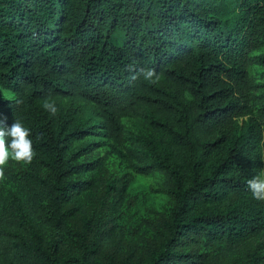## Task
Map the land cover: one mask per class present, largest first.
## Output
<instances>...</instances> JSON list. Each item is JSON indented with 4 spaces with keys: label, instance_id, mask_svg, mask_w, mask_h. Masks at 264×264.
<instances>
[{
    "label": "trees",
    "instance_id": "trees-1",
    "mask_svg": "<svg viewBox=\"0 0 264 264\" xmlns=\"http://www.w3.org/2000/svg\"><path fill=\"white\" fill-rule=\"evenodd\" d=\"M263 49L264 0H0V126L23 122L35 152L4 177L37 223L66 235L69 204L103 190L100 205L113 196L120 207L125 189L102 175L74 181L103 171L101 161L79 162L90 144L74 145L98 138L127 160L131 142L134 172L161 175L172 201L162 243L141 264L222 263L264 239V202L247 188L264 167V85L251 75L264 68ZM103 225L78 235L75 257L59 259L0 186V264H97L111 243ZM194 240L219 255L182 252ZM261 262L254 253L249 264Z\"/></svg>",
    "mask_w": 264,
    "mask_h": 264
},
{
    "label": "rangeland",
    "instance_id": "rangeland-1",
    "mask_svg": "<svg viewBox=\"0 0 264 264\" xmlns=\"http://www.w3.org/2000/svg\"><path fill=\"white\" fill-rule=\"evenodd\" d=\"M229 5V10H232L234 3L230 2ZM258 54L264 55V49ZM251 75L258 83L264 85V68L255 67L251 70ZM2 95L4 98H10L6 92H2ZM124 124L130 130L131 125L126 121ZM99 143L98 138H87L74 145V149L80 150L90 144V153L81 157L79 162L101 161L103 169L100 174L93 171L74 176V181L89 182L99 175L109 182L120 181L125 187L122 193L123 204L120 207L113 204V196L107 199L104 206H101L100 198L104 193L103 190L90 194L87 192L82 195L80 202L66 207V209H73V214L66 221L69 234L63 235L55 234L35 221L30 207L24 201L23 194L17 185L6 177L0 179L2 196L15 198L23 203L25 213L37 234L49 245L54 244L59 259L75 257L79 253L78 235L84 236L88 228L101 220L104 223V232L110 234L111 243L97 260V264L146 263L150 260L151 253L162 243L161 223L172 206L171 199L163 192L165 180L157 173L140 175L134 172L133 165L138 161V155L131 142H128L123 149L127 160L112 155L107 147ZM5 170L11 174H18L25 168L21 163L9 161ZM126 176L131 177L129 183H126ZM89 216H94L91 226L88 223ZM182 252L201 256L210 262L219 255V248L207 247L199 240H194L185 245ZM254 253L262 258L261 264H264V239L249 243L246 248L238 253H232L222 263L212 262L211 264H249Z\"/></svg>",
    "mask_w": 264,
    "mask_h": 264
},
{
    "label": "clouds",
    "instance_id": "clouds-1",
    "mask_svg": "<svg viewBox=\"0 0 264 264\" xmlns=\"http://www.w3.org/2000/svg\"><path fill=\"white\" fill-rule=\"evenodd\" d=\"M146 79H151L154 73L148 70L144 73ZM44 111L50 116H55L58 109L55 102L45 100L42 105ZM31 129L20 120L9 128L0 126V179L4 178V170L9 161L28 165L32 162L35 152ZM252 198L264 202V171L254 175L247 184Z\"/></svg>",
    "mask_w": 264,
    "mask_h": 264
}]
</instances>
